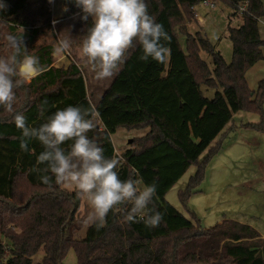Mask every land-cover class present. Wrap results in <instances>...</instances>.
Segmentation results:
<instances>
[{
    "label": "trees",
    "instance_id": "16d2710c",
    "mask_svg": "<svg viewBox=\"0 0 264 264\" xmlns=\"http://www.w3.org/2000/svg\"><path fill=\"white\" fill-rule=\"evenodd\" d=\"M50 1L0 0L7 5L0 12V56L7 54L5 37L24 30L29 54L37 56L46 68L15 90L14 109L26 117L29 126H39L55 111L68 106L95 108L96 128L88 133L89 138H95L103 147L106 158L119 161L121 180L133 178L143 184H157L153 203L164 214L163 221L152 228L139 218L138 222H126L125 206H118L108 213L103 228L89 226L83 239L75 237L80 230L75 225V214L82 198L77 197L76 190L69 192L56 185L54 178L51 187L43 184L40 176L45 173L33 171L44 167L36 163L42 146L33 140L29 148L35 149V154L22 151L21 131L13 120L15 113L0 106V263L7 258V264H64L73 249L78 264H264V239L253 226L226 219L203 228L165 198L195 165L196 174L179 193L186 204L204 180L211 157L220 149L221 142L215 147L211 144L234 114L247 110L263 115L264 80L256 91L248 87L246 80V73L264 59V40L258 27L259 19L264 18L263 0H223L234 9V15L239 14L241 5H247L241 14L242 24L228 29L233 45L230 64L203 33L188 32V24L197 22L193 7L204 0H145L149 14L171 38L161 41L170 48V58L163 64L151 58L145 62L139 59V46L130 50L97 106L90 101L80 67L76 63L56 67V46L37 45L41 38L54 33ZM64 7L68 16L79 18L84 28L81 35L87 36L91 19H80L73 0H64ZM178 33L186 37V50ZM201 51L213 57L214 77ZM203 85L221 88L222 92L208 99ZM44 101L47 104L42 117L39 106ZM261 124L248 126L264 131ZM119 129L149 130L132 139L133 145L117 156L112 135ZM71 143L62 146L69 149ZM208 150L209 156L201 160ZM41 249L42 260L34 263L33 257Z\"/></svg>",
    "mask_w": 264,
    "mask_h": 264
},
{
    "label": "clouds",
    "instance_id": "9594fccd",
    "mask_svg": "<svg viewBox=\"0 0 264 264\" xmlns=\"http://www.w3.org/2000/svg\"><path fill=\"white\" fill-rule=\"evenodd\" d=\"M80 10V19L92 21L88 34L79 49V55L97 80L116 75L128 58L130 50L142 49V61L149 58L158 63H167L170 48L161 41H170V36L161 23L149 14L145 0H73ZM7 5L0 2V12ZM67 11V8L64 9ZM9 50L0 56V106L8 113H15L13 120L21 131L20 148L35 154L29 142L35 140L43 151L37 156L33 171L45 173L40 176L43 184L51 187L71 185L78 198H85L90 206L83 223L85 226L103 228L108 213L118 206H125L126 222L143 221L146 227H157L163 221V213L153 203L157 184H144L133 178L121 180L117 171L119 161L106 158L104 149L88 133L96 128L95 108L68 106L57 110L39 126H29L26 117L16 112V89L42 74L46 68L39 58L29 54L24 30L5 37ZM56 54H71V44L60 40L54 49ZM46 101L39 106L43 117ZM71 141L69 149L62 145ZM51 173V175H48ZM151 205V207H150Z\"/></svg>",
    "mask_w": 264,
    "mask_h": 264
},
{
    "label": "rangeland",
    "instance_id": "374dc122",
    "mask_svg": "<svg viewBox=\"0 0 264 264\" xmlns=\"http://www.w3.org/2000/svg\"><path fill=\"white\" fill-rule=\"evenodd\" d=\"M214 3V8L205 7L203 4L196 7V13L203 18V22L198 23L200 21L197 20L198 22L188 24V32L192 35H196L197 32L203 33L215 50L221 53L226 63L230 64L233 60V45L228 35V29L229 27H238L243 21L240 14L234 15V9L227 2L215 0ZM63 7L64 2L61 4V0H57V18H60L58 16H60L61 8L65 9ZM78 19L77 17L76 22H69L70 24L62 27V29L52 23L54 33L41 38L37 45L53 44L57 47L60 40L67 39L70 41L74 36H80L73 44L74 50L71 49V54L65 56L67 62L61 64L63 57L59 61V54L55 53L54 65L66 68L71 63H76L86 79L90 101L93 106H97L115 77L105 80L95 79L94 73L86 66L84 60H80L74 54V51L79 53L82 42L86 38V36L81 35L84 28L79 25ZM260 28L261 36L264 39V25L261 24ZM178 35L182 48L186 50V37L180 33ZM8 51L6 48L5 52L8 53ZM60 55L62 56V54ZM200 55L208 64L212 77H214L213 57L204 51H201ZM251 69L256 70L251 71ZM251 69L246 73V80L248 87L252 91H256L259 82L264 80V60ZM202 91L206 98L213 99L218 91L222 92V89L208 88L203 85ZM263 119L264 104L262 116L258 112L247 110L234 114L233 121L231 120L222 132L225 134L218 136L211 144L210 147H215L218 142H221L220 149L211 157L206 166L204 180L196 187L186 204H183L179 193L187 188L191 177L196 174L197 167L195 165L191 166L167 193L166 200L185 217L199 221L201 226L207 229L219 224L224 219L241 223L261 220L264 223V131L248 126L260 125ZM261 127H264V124H261ZM148 130H117L112 135L115 154L121 156L125 150L133 145L130 140L145 135ZM209 150L201 156V160L209 156ZM143 185L142 182L140 186L143 187ZM62 188L69 192L75 191L71 185H62ZM90 210L87 200L82 198L80 207L75 214V225L80 227V230L75 232V237L78 239H83L86 236L89 226H85L83 221ZM43 254L44 251L41 249L33 257V262H40ZM6 259L3 258V262L0 264H7ZM64 264H78L73 249L68 252Z\"/></svg>",
    "mask_w": 264,
    "mask_h": 264
},
{
    "label": "crops",
    "instance_id": "0c3cea01",
    "mask_svg": "<svg viewBox=\"0 0 264 264\" xmlns=\"http://www.w3.org/2000/svg\"><path fill=\"white\" fill-rule=\"evenodd\" d=\"M56 2H57V0H51L50 1V8H51V11H52V16H53V19H54V21H53V25L54 26H57V27H60L61 29H62V27H66L67 25H69L70 23L69 22H74L75 20L77 21V16H68V14H67V11H65L64 9H62L61 8V13L59 14L60 16H58V17H60V18H57V15H56ZM64 2V0H61V4ZM58 3H59V1H58ZM263 5H264V0H263ZM64 8V7H63ZM194 13H195V16H196V19L198 20V21H200V22H198V23H201V22H203V18L200 16V15H198L197 13H196V11H194ZM200 18V20H199V18ZM75 21V22H76ZM261 24H263L264 25V18H261V19H259V21H258V27H259V33H260V37L262 38V36H261V28H260V25ZM240 25H238V27H239ZM64 30V29H63ZM77 32V31H76ZM80 36L79 35H76V36H74V38L72 39V40H70V44H72V48L71 49H73L74 47H73V44H74V42L76 41V40H78V38H79ZM263 39V38H262ZM264 40V39H263ZM74 50V49H73ZM262 50H263V48H262ZM74 54H76V56L81 60V57H80V55H79V53L77 52V53H75V51H74ZM66 55H69V54H62V56L59 54V61H60V58H62L63 57V60H62V63L61 64H65L66 62H67V60H66V58H65V56ZM264 60V59H263ZM259 62H261V61H259ZM258 62V63H259ZM258 63H256V64H258ZM54 64H55V62H54ZM256 64L252 67V68H254L255 66H256ZM256 69H251V71H255ZM232 121H233V119H232ZM227 127V126H226ZM225 130V129H224ZM144 136V135H143ZM141 137V136H140ZM249 183L247 182V185H248ZM224 220H226V219H224ZM224 220H222L221 222H219V223H222ZM237 222H239V221H237ZM241 223V222H240ZM244 224H249V225H251V226H253L259 233H260V235H261V237L264 239V223L261 221V220H258V221H256V222H250V223H244ZM3 240L6 242V240H5V238H3Z\"/></svg>",
    "mask_w": 264,
    "mask_h": 264
},
{
    "label": "built area",
    "instance_id": "2783aa9c",
    "mask_svg": "<svg viewBox=\"0 0 264 264\" xmlns=\"http://www.w3.org/2000/svg\"><path fill=\"white\" fill-rule=\"evenodd\" d=\"M214 2H215V0H204L201 4H203L205 7H208V8H214L215 7V3ZM196 7L197 6L193 7L194 11H196ZM246 10H247V5L246 4L241 5L240 8H239V14L241 15ZM199 20H200V18H199Z\"/></svg>",
    "mask_w": 264,
    "mask_h": 264
},
{
    "label": "water",
    "instance_id": "95a60500",
    "mask_svg": "<svg viewBox=\"0 0 264 264\" xmlns=\"http://www.w3.org/2000/svg\"><path fill=\"white\" fill-rule=\"evenodd\" d=\"M130 143H132V140H130Z\"/></svg>",
    "mask_w": 264,
    "mask_h": 264
}]
</instances>
